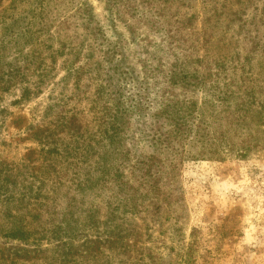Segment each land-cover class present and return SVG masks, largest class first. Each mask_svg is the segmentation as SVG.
Segmentation results:
<instances>
[{
    "label": "rangeland",
    "instance_id": "rangeland-1",
    "mask_svg": "<svg viewBox=\"0 0 264 264\" xmlns=\"http://www.w3.org/2000/svg\"><path fill=\"white\" fill-rule=\"evenodd\" d=\"M0 224V264H264V0H0Z\"/></svg>",
    "mask_w": 264,
    "mask_h": 264
},
{
    "label": "trees",
    "instance_id": "trees-1",
    "mask_svg": "<svg viewBox=\"0 0 264 264\" xmlns=\"http://www.w3.org/2000/svg\"><path fill=\"white\" fill-rule=\"evenodd\" d=\"M174 77L176 78L177 76L175 75ZM186 84H187V82L182 80V86L186 87L187 86ZM195 85H196V83H193V86H195ZM193 104H194V102H192V105ZM163 112H166V110H164ZM189 114L190 113H188V115ZM181 125H182V127L185 126V124H181ZM187 127H189V126H187ZM177 129H179V127ZM197 129L198 128H195V130H194L195 133L197 132ZM146 170H148V167H146ZM150 178H151L152 182H155V185L153 186V188L155 189L156 194L160 193V186H161L160 185V177L157 176V178H154V175L150 174ZM2 215H3V218L6 220L5 221L6 222L5 227H6L7 231L12 230L14 233H18L19 235H21V236H17V237H24V235L27 237V232L24 230V226H23V224H21V222L19 221L17 216L11 214L9 210H4ZM1 225L2 224H0V228H1Z\"/></svg>",
    "mask_w": 264,
    "mask_h": 264
}]
</instances>
